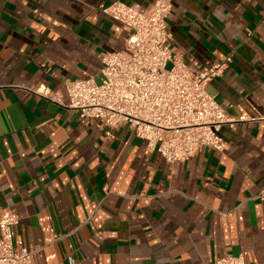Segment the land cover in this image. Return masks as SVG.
Returning a JSON list of instances; mask_svg holds the SVG:
<instances>
[{"label": "crops", "instance_id": "1", "mask_svg": "<svg viewBox=\"0 0 264 264\" xmlns=\"http://www.w3.org/2000/svg\"><path fill=\"white\" fill-rule=\"evenodd\" d=\"M115 1L156 0H0V212L19 216L15 242L34 264H264V0H171L174 54L199 71L231 57L208 93L261 119L222 128L226 151L174 164L28 90L100 78L131 34L98 11Z\"/></svg>", "mask_w": 264, "mask_h": 264}, {"label": "built area", "instance_id": "2", "mask_svg": "<svg viewBox=\"0 0 264 264\" xmlns=\"http://www.w3.org/2000/svg\"><path fill=\"white\" fill-rule=\"evenodd\" d=\"M172 10L171 0H156L146 11L121 1L101 5L100 13L131 34L123 50L102 55L100 78L67 80L65 96L45 84L28 90L77 111L108 137L118 128L133 131L146 142L148 152L160 154L167 164L185 163L204 148L226 151L222 128L261 119L230 116L208 93L209 83L224 74L231 57L199 71L174 54L168 23ZM19 220L14 212H0V264H34L36 249L15 242L13 228ZM214 264H246V260L243 254L229 255Z\"/></svg>", "mask_w": 264, "mask_h": 264}]
</instances>
